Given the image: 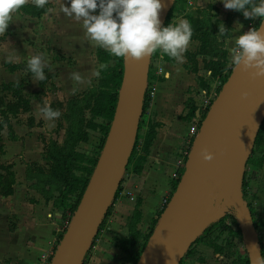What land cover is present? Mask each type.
Wrapping results in <instances>:
<instances>
[{"label": "crops", "instance_id": "crops-1", "mask_svg": "<svg viewBox=\"0 0 264 264\" xmlns=\"http://www.w3.org/2000/svg\"><path fill=\"white\" fill-rule=\"evenodd\" d=\"M56 1L58 4L49 0L50 4L46 12L39 17H30L20 13L23 17L38 22L36 27L38 32L35 31L39 37L37 40L41 44L40 46L45 47L47 39L41 36L39 30L46 33L47 30L59 31L60 29L61 31L62 27H64L63 30L70 32H66V40L63 45L67 51L75 44L77 46L80 44L84 46L91 44L85 36L84 31L78 34L79 37L74 34L75 32L70 31L78 23L74 19L73 21L63 22L64 25L50 20V15L55 17V14L58 15V12L62 13L55 10H59L61 0ZM63 2L66 6H70L68 0H63ZM206 2L207 5L210 4L217 8L216 16L211 18V22L224 20L227 14H231L228 23V35L222 39V49L225 51V59L229 60V50L234 46L235 37L242 35L252 28L255 19H245L243 14H232L233 10L225 9L222 0H206ZM55 5L56 8H54ZM204 7L205 5L199 8ZM47 18L49 19L48 22L46 21ZM181 19L185 18L183 16L180 18L173 17L172 22L178 23ZM237 22L243 25L239 31L236 29ZM33 36L35 37V35ZM217 40L220 41V38L217 37ZM5 44V38H0L1 62H6V57L10 54L5 51ZM197 46V40L191 39L186 52L183 54L184 62L181 64H178L174 58L171 62H166L162 59L158 60V75H154L155 79L153 80L151 95L145 107L149 118L147 124H157L154 128V137L148 147V155L137 175H133L129 171L126 174V179L121 181L119 192L113 200L111 210L106 217L108 218L106 219L108 224L104 227L101 226L98 230L96 238L88 250V260H86V257L82 264H96L99 257L108 258V255L103 252H105V248L108 246V240L114 235V231L120 232L121 237L126 236L123 228L118 223L122 224L120 219H126L133 208L134 203L131 204V207H128L127 202L130 201L131 203L132 200L127 198L125 194L135 187L134 178L142 179V182H138V184L142 185L138 192L140 217L136 223V229L141 233L142 229L153 217L154 213H156L155 210L158 205L161 201H165V198H167L165 196L169 195V186L173 181L171 174L175 170L177 159L181 157V151L186 147L190 123L192 122L186 119L185 116L187 114L186 102L197 90V75H200L199 69L202 67L200 57L195 54ZM98 48L103 49L101 47ZM26 50L24 52L23 50L21 51L20 56L22 60H28L30 56V49L27 47ZM95 51L92 58L96 60ZM50 53L52 52L50 51ZM52 55L56 58L48 61V65L52 70L48 71V73L52 72L53 74L50 78L53 86L45 93L50 94L53 101L62 100V98L65 100L70 99L75 94L86 92L94 84L96 85L97 78L95 79V76L92 75L93 65L90 70L87 68L86 64L88 63H84L86 62L84 54L78 53L76 59L73 58L72 60L66 57L63 62H60L58 54L54 53ZM80 56H83V60L80 59ZM81 60L82 62H80ZM200 63L201 66H199ZM23 70L20 68L9 71L7 68H0V84L18 81L20 78H23L25 74ZM203 71L206 75H209L207 70L204 69ZM70 72H79L86 80L90 79L91 83L77 84L73 82L69 79ZM165 73H168L167 78L165 77ZM27 75L26 78H31V74ZM42 82L33 81L31 78L28 85H23L25 88H30L28 94L23 95L28 100L29 111L20 112L16 117L9 118V124L16 139H8L4 134V129L0 132L4 148L3 154L0 155V162L10 165L14 174L12 193L8 196L0 195V264H35L41 261L42 255H50L52 253L56 236L61 231L63 223L67 220L68 213L52 203L53 198L57 195V191L55 189L51 190V196H48L47 200H44L42 192L34 186L36 180L34 178H26L25 174L28 164L32 162L44 164V160L41 157L42 143L36 134L32 133L33 130H39L36 124L41 123V121L49 127L48 123L36 114V108L40 105L37 97L38 84H42ZM74 88L76 89L75 94L72 92ZM50 104L53 105L54 103L50 101ZM28 117L32 118L33 123L31 126L26 124V118ZM17 120H20V122H16ZM49 128L56 129V122L54 127ZM47 188L45 186L42 189L46 191ZM212 252L213 257L209 260L211 264H240L237 255L230 256V259L226 258L230 263L213 262V258L220 260L221 254L216 251ZM228 256L223 255L224 258Z\"/></svg>", "mask_w": 264, "mask_h": 264}, {"label": "water", "instance_id": "water-1", "mask_svg": "<svg viewBox=\"0 0 264 264\" xmlns=\"http://www.w3.org/2000/svg\"><path fill=\"white\" fill-rule=\"evenodd\" d=\"M173 1L161 0V27ZM150 58H122L114 110L101 149L48 264L83 263L134 145ZM244 91L247 97L241 96ZM263 118L264 78L253 79L249 72L231 67L200 120L182 171L134 264H178L191 242L214 220L203 217V212L218 188L234 207L248 264L261 254L241 184ZM204 148L214 154L213 160L202 159Z\"/></svg>", "mask_w": 264, "mask_h": 264}, {"label": "rangeland", "instance_id": "rangeland-1", "mask_svg": "<svg viewBox=\"0 0 264 264\" xmlns=\"http://www.w3.org/2000/svg\"><path fill=\"white\" fill-rule=\"evenodd\" d=\"M52 1H54L55 3L58 4V2L56 0H52ZM68 1L70 2V0H68ZM49 4H50V2L48 3V5ZM67 4H69V3L67 2ZM56 5L54 6V8H56ZM204 5L205 6L207 5L206 0H177L174 4L172 11L170 12V17L167 20L165 27H167L170 23H172L173 25L176 24V23L172 22L173 17H179L180 18L181 16L186 15V14L195 15L198 8L201 6H204ZM55 10H57V12L59 11L58 9H55ZM50 20L55 21V23L59 22L61 25H64L63 22L73 21V18H70V17L64 15L63 13L58 12V15L55 14V17L50 15ZM257 20H258V18L255 19V22ZM46 21L48 22L49 19L47 18ZM29 22H31V23H29ZM221 22L225 26V28L227 29L228 25L226 24L225 19L219 20V21L215 20L214 23H218L216 25L220 26ZM37 25H38V22H36V21L34 22V20H31L27 17H23L20 13H16L13 15L12 21L6 30V34H4L3 36L0 37V38H5V40H6V44L4 46L5 51L10 53L9 55H13V56L18 55L19 56V59L15 62L9 63V62H5V61H2V62L0 61V68H6L4 66L5 63H8L10 65L15 64V65H19L20 66L19 68L24 69L23 72L25 73L23 78H20L18 81L12 82L15 85L11 86L10 87L11 89L3 90L0 87V98L2 99L1 105H3V103L7 102V101H13L15 94H19L21 96L28 94V91L30 88H27V87L25 88L23 85H28L29 79H31V78H29V79H28V77L26 78V76H28L27 71H26L27 60L26 59L22 60V58L20 56L22 50H23V52L27 51L26 50L27 47L30 49L29 58L31 57L32 53H33V55H35L37 53H43L44 56L46 57L47 61H50L52 58L53 59L56 58V57H54V55H52V54L56 53L60 57V62H63V61H65L66 57H69V59L72 60L73 58L76 59L78 53H82L85 55L86 62H84V63H88L86 65H87V68L89 70H90L92 65H93V69L99 70V68H100L101 63L97 62L94 58H92L94 51L96 48H98V46H95L93 43H91L89 45L87 44V46H84L83 44H80L77 46V44H75L67 51L66 49H64L63 45H64V41L66 40L65 39L66 35H67L66 32L67 33H70V32L63 30L64 27H62L63 29L61 31H60V29H59V31L47 30L46 33H44L42 30H39L41 33V36H44V38L47 39V42L45 43L46 46L45 47L40 46L41 44L37 40L39 38L37 36V33H36ZM253 27H254V25H253ZM70 31L73 33L75 32L74 34L77 37H79L78 34L83 32L84 30H83L81 23L78 22V23H76L75 28L74 29L72 28V30H70ZM33 35H35V37ZM220 41H221V39H220ZM221 47H222V44H221ZM219 48L220 47H218V49ZM50 51L52 53H50ZM157 52H160L159 49L156 51L155 56L150 58V69H149L150 79L146 82L148 99L150 98V91H152L153 80L155 79L154 75L157 74V71H156L157 62L159 60L157 58ZM199 57L201 59V62H202V59L204 61L209 59V57L204 55V54H202V55L200 54ZM82 58H83V56H80V59H82ZM112 58H113V55H111V60H109L107 62V64H110V65L113 64ZM82 60L80 62H82ZM225 61L227 62L226 66L230 67L231 58H229V60L225 59ZM59 66H61V64H59ZM199 66H201V63ZM50 70H51L50 66L47 64V66L44 69L45 75L47 78L45 80H43L42 84L37 83L38 87H39V90L37 93L38 94L37 97L39 100L38 102L40 103V105H43L44 101H49V102L51 101V103H54L53 104L54 106H52V108L53 109H59L61 111V113H63L64 112V110H63L64 105H62L60 108H58V107H56L55 102L60 101L61 103H64L65 99L62 98V100H54L53 101V98L51 97V95L48 93H45L49 90L50 87L53 86L52 82L50 80V78L52 77L53 74H52V72L48 73V71H50ZM203 70H204V66H203V62H202V67L199 69L200 75H197L198 78L196 80L197 90L194 92L193 96L191 98H189L186 102L187 110L190 106L193 107L192 116L188 119L189 121H192L190 123L191 124L190 127L192 125H193L192 127H194L192 130L193 134L196 133V131L198 129V125L200 123V120L202 119V117H203V115L207 109V106H206L207 102L212 100L215 97V95H216V93L220 87L218 85L219 79L211 78L209 75H206V73ZM95 79H96V77H95ZM96 85H97V83H96ZM96 85L94 84V86H92V87H95ZM89 91L90 90L88 89L86 91V93H88ZM82 93H84V92H82ZM82 93H78L75 95H80ZM29 94H30V92H29ZM80 105L82 106L83 103H80ZM83 118H87V111H83ZM185 118H187V115L185 116ZM148 119H149L148 114L144 110L143 114H142V124H141L140 130H139V139L137 142L136 150H135V153H134L132 160L129 164L130 169L133 167L137 158L142 154L140 146H141V143L143 141V138H142L143 134H144L145 129L148 125L147 124ZM57 121L64 128L67 125L69 120H67L66 118H62V116H60V118L57 119ZM16 122H20V120H17ZM36 125H38L37 127H39V130H33L32 133L36 134V136L40 142L43 141L45 144H48L50 141H55L57 143H61L62 138H63L62 133H64L62 128L61 129H58V128H56V129L51 128L50 129L42 121H41V123H37ZM4 134L7 137V129L6 128H4ZM102 138H103V134L99 130H87L86 140L83 142H79L76 145L75 149L77 151L83 153L86 157H88L90 159L97 158L98 153L101 149L100 145H101ZM103 140H104V138H103ZM147 155H148V153H146V155H145V159L142 162L141 168H142V166L146 160ZM248 157H249V160L245 164L244 172H243L244 173V179H243L242 195H243V200H244L248 210L251 212L252 217L254 219L255 226H256L255 232L257 235L258 243H261L264 246V129L262 130V132L258 136L256 142L254 144H252V147H251V150H250ZM32 163H34V164H31L30 168L32 169L33 172L38 171L39 167H42L44 170H47V168H48V164L46 161L43 162L44 164H37L35 162H32ZM81 165H85V164H81ZM89 167H90V165H89ZM128 173H129V171L122 176V181H124L126 179V177H127L126 174H128ZM180 173H181V171H180ZM74 174L76 176H81V175H83V172L81 170L76 169V170H74ZM133 175H137V173H133ZM134 179H135V181H134L135 187L133 189H131L130 192H126V194H125V196H127V198L132 200L131 203H130V201L127 202L128 207H131V204L135 203L136 199H138V192H139L140 187L142 185V184H138L139 181L142 182V179H137V178H134ZM171 192H172V187L170 185L169 186V192H168L169 195H167L165 197H169ZM165 200H166V198H165ZM165 203H166L165 201H161V203L158 205V207L155 210L156 213H154L153 217L149 220V222L146 224V226L142 229L143 234L147 233L149 231V229L154 226L153 221L154 220L156 221L158 218L157 212L160 211V209L162 208V206ZM209 206L212 209H216V211L219 213V215L212 217L214 219L213 221H215V224L213 225V227L211 228V230L207 233V235L205 237H203L200 241H197L193 245H191V247L189 248L190 252H188L184 256V258L180 264H211V262H209V260L212 259L213 252H212L209 245H216L217 246V244L223 245L225 243V247H226V244H228V247H226V249H228V251L226 252L225 255H229V256L225 257V258L221 256L220 260H217V258H213L214 259L213 262H216V263H218V262L230 263L229 261H227L226 258L230 259L231 258L230 256H232V255L236 256V255L243 252L244 246H243V242L241 239V235L238 233L239 228H238V223L235 219V210H234V207L232 206V204L230 203V201L228 200L226 193L222 189L218 188V193L214 194L213 198L209 202ZM134 207L135 206L133 205L132 210H130V208H129L130 214L128 215V217L126 219H123V218L120 219L122 224L118 223V225L123 228V232L125 233L126 236H127V226H128V223L130 222V217H131V214L133 213ZM110 210H111V208H110ZM70 216H71V214L70 215L68 214L67 218L68 217L70 218ZM106 217L103 220L102 227H104L105 225L108 224V222L106 221V219H108V218H106ZM135 227H136V225H135ZM64 228H65V223H63L61 231L56 236V239H57V237L61 236ZM113 234L114 235L111 236L110 240H108V246H107V248H105V252H103V253L108 255V258L107 257L106 258L99 257L96 264H131V260H129L127 258L125 253L123 251H121L119 246H118L119 238H121V233L114 231ZM56 244H57V241L55 242V246H56ZM55 246H54V248H55ZM225 247H222V249H225ZM86 260H88V257Z\"/></svg>", "mask_w": 264, "mask_h": 264}, {"label": "trees", "instance_id": "trees-1", "mask_svg": "<svg viewBox=\"0 0 264 264\" xmlns=\"http://www.w3.org/2000/svg\"><path fill=\"white\" fill-rule=\"evenodd\" d=\"M177 0L173 1L170 10L168 11L165 22L162 27H165L167 20L170 17V12L172 11L174 4ZM48 4L44 8H38L33 3H28L25 5L18 13L28 15L30 17H39L41 14H44L47 10ZM217 8L213 5H206L204 8H198L195 15H183L185 20L189 21L192 29L193 36L191 39H195L198 42L196 55H206L209 57L206 61L202 59L204 69L209 72V76L211 78L219 79L222 84L226 79L230 67L226 66L225 61V51L222 49V39L227 35H222L219 33V26L216 25L218 23L211 22V18L216 16ZM232 14L240 15L242 12L233 11ZM231 14H227L225 17L226 24L229 23V18ZM259 18L255 22L254 27L258 25ZM228 29V27H227ZM217 37L221 39V41L217 40ZM218 47H220L218 49ZM156 52L151 54V57L155 56ZM95 56L97 62L107 65V67L101 70L100 77L97 78V85L95 87H91L88 93L84 92L80 95H75L70 99L65 100L64 103L60 101L55 102L56 107L60 108L64 105L62 113V118H66L68 121L67 125L63 128L62 125L56 120V128L63 129V138L61 143H57L55 141H50L48 144L42 142V160L46 161L48 164L47 170H44L42 167H39L38 171H32L30 168V163L26 166L25 174L26 178H34L36 180L35 187L40 190L44 196V200H47V197L51 196L50 191L55 189L57 191V195L53 198L52 203L61 207L65 210L69 215L74 211L76 204L81 196V193L87 183L89 175L92 171V168L95 164L96 158H88L83 153L77 151L76 145L79 142H83L87 137V130H99L103 134V138L107 132L110 120L112 118L114 105L116 101L117 90L120 83L121 72H122V58H118L113 56V64H107L109 60H111V54L105 49H96ZM161 59L166 62H171L173 60L166 53L161 54ZM4 66L9 70L13 71L15 69H20L19 65L8 64L5 63ZM22 69V68H21ZM150 63L148 66L147 72V81L150 79ZM27 74H31L27 71ZM15 85L12 82L1 83L0 87L3 90L11 89L10 87ZM2 99L0 98V132L6 128L7 129V137L10 140H15L16 136L13 134V131L9 124V118L15 117L20 112H28V100L19 94H15L13 101H7L2 104ZM148 95L147 89H145V93L143 96L142 103V111L139 118L137 132L135 136L134 145L132 151L128 157L127 164L125 166L123 175L128 171L132 173H139L141 170L142 162L145 159V155L148 151V147L154 137L156 123L148 124L145 132L143 134V141L141 143L140 149L142 154L137 158L133 167L130 169L129 164L132 160V157L135 153L137 142L139 139V130L142 124V114L145 110V107L148 103ZM80 103H83L81 106ZM54 105H51V107ZM83 111H87V118H83ZM193 107L190 106L187 110V118L189 119L192 116ZM32 118L28 117L26 119V124L28 126L32 125ZM264 129V118L257 130L256 136L254 138L253 144L256 142L258 136ZM103 138L101 141V145L103 142ZM100 145V148H101ZM4 148L0 138V155L3 154ZM249 157L246 160L248 162ZM245 163V164H246ZM85 164V165H81ZM88 165V166H87ZM90 165V167H89ZM81 170L83 175L76 176L74 174V170ZM180 171H178V175L175 179H173L171 183L172 190L176 184V181L180 175ZM243 179L244 173L242 176V184L241 190L243 187ZM122 181V178H121ZM120 181V183H121ZM119 186L114 194V199L116 198L119 189ZM14 184V174L11 170V166L8 164H3L0 162V195L8 196L12 193V185ZM47 186V190L44 191L42 188ZM54 187V188H53ZM243 197V195H242ZM169 197L166 198L165 202ZM113 199V200H114ZM165 205V204H164ZM162 206V208L164 207ZM111 206V205H110ZM108 207L105 217L109 214L110 208ZM133 213L130 217V222L127 226V236L119 238L118 246L121 251L125 253L127 258L131 260V264H134L142 247L144 246L148 236L150 235L152 228L145 234L141 233L138 229H136L135 225L140 217V211L138 209L139 199H136L134 203ZM158 211L157 215L161 212ZM250 212V211H249ZM254 229L256 228L254 219L250 212ZM104 217V219H105ZM68 219V218H67ZM103 219V220H104ZM157 221V220H156ZM156 221H153V225H155ZM103 221L101 222L98 230L101 228ZM215 221H211L205 227V229L200 233L193 242L188 246L184 255L180 259L179 263L183 260L184 256L190 252L189 248L195 242L200 241L203 237L207 235V233L211 230ZM98 232V231H97ZM240 234V231L238 230ZM97 234V233H96ZM60 237H57L56 241L58 242ZM96 238V235L94 239ZM94 241V240H93ZM92 241V243H93ZM92 245V244H91ZM212 251L220 252V254L225 255L228 249V244L225 243L223 245H209ZM221 246V247H220ZM91 247V246H90ZM225 247V249H222ZM260 252L264 254V246L259 243ZM54 250V249H53ZM88 253V251H87ZM87 253L83 258V262L87 257ZM237 253V252H236ZM238 262L240 264H248L247 256L245 250L241 254L237 255Z\"/></svg>", "mask_w": 264, "mask_h": 264}, {"label": "clouds", "instance_id": "clouds-1", "mask_svg": "<svg viewBox=\"0 0 264 264\" xmlns=\"http://www.w3.org/2000/svg\"><path fill=\"white\" fill-rule=\"evenodd\" d=\"M30 2L38 8H44L49 0H0V35L6 34L13 15ZM222 3L227 10L242 12L245 19L259 18L258 26L235 37L234 46L229 50L230 67H239L249 72L253 79L264 78V0H222ZM161 9V0H70V6L61 0L59 7L64 15L82 24L89 42L115 57L140 61L159 49L181 64L193 36V29L185 19L175 25L170 23L167 27H161ZM242 27L237 22V31ZM228 32L223 24L219 26L220 34L227 35ZM18 59V55H9L6 62ZM47 64L44 54L37 53L28 58L26 71L31 73L33 81H43L47 78L44 71ZM106 67L101 64L99 70H92V75L99 78L101 70ZM167 76L168 73H165ZM69 79L77 84L91 83L90 79L86 80L79 72H70ZM72 92L75 94L76 89H72ZM247 95V91L241 93L242 97ZM36 114L49 127H54L55 121L62 115L59 109L51 107L49 101H44L42 106L38 105ZM201 157L204 161H211L214 154L204 148ZM252 247L256 249L255 245ZM251 262L264 264V254L257 253Z\"/></svg>", "mask_w": 264, "mask_h": 264}, {"label": "built area", "instance_id": "built-area-1", "mask_svg": "<svg viewBox=\"0 0 264 264\" xmlns=\"http://www.w3.org/2000/svg\"><path fill=\"white\" fill-rule=\"evenodd\" d=\"M160 52H157V58L158 59H161V54L163 53L161 50H159ZM231 68V67H230ZM159 69L157 68L156 69V71H158ZM218 85L220 86L221 85V83H220V81L218 80ZM150 95H151V91H150ZM211 101V100H210ZM210 101H208L207 102V108H208V106H209V102ZM205 106V107H206ZM207 110V109H206ZM206 112V111H205ZM193 126V125H192ZM190 127V130H189V137L187 138V142H186V147H185V149L184 150H182L181 151V157L179 158V159H177V161H176V163H175V170L173 171V173L171 174V176H172V179H175L176 177H177V175H178V171L181 169V168H183V164H184V160H185V157H186V154H187V152H188V149H189V147H190V143H191V140H192V138H193V136H194V134H193V128L194 127ZM68 220H69V217H68V219L64 222L65 223V226H66V224H67V222H68ZM50 256H51V254L50 255H42L41 256V261H38V262H36L35 264H48V262H49V259H50Z\"/></svg>", "mask_w": 264, "mask_h": 264}, {"label": "bare ground", "instance_id": "bare-ground-1", "mask_svg": "<svg viewBox=\"0 0 264 264\" xmlns=\"http://www.w3.org/2000/svg\"><path fill=\"white\" fill-rule=\"evenodd\" d=\"M219 215V213L216 211V209H212L208 204L206 205L204 212H203V217H214Z\"/></svg>", "mask_w": 264, "mask_h": 264}, {"label": "flooded vegetation", "instance_id": "flooded-vegetation-1", "mask_svg": "<svg viewBox=\"0 0 264 264\" xmlns=\"http://www.w3.org/2000/svg\"><path fill=\"white\" fill-rule=\"evenodd\" d=\"M212 250V249H211ZM241 254V253H240ZM221 256L223 257V255L221 254Z\"/></svg>", "mask_w": 264, "mask_h": 264}]
</instances>
